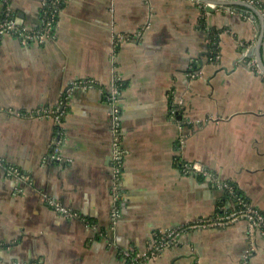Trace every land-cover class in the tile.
Instances as JSON below:
<instances>
[{
  "label": "crops",
  "instance_id": "0c3cea01",
  "mask_svg": "<svg viewBox=\"0 0 264 264\" xmlns=\"http://www.w3.org/2000/svg\"><path fill=\"white\" fill-rule=\"evenodd\" d=\"M7 1L0 21L9 7L41 27L45 0ZM252 1L62 0L43 44L0 38V264H131L123 251H149L157 232L233 211L192 163L264 215V0ZM57 108L60 123L38 115ZM143 264H264V236L242 220L188 230Z\"/></svg>",
  "mask_w": 264,
  "mask_h": 264
},
{
  "label": "built area",
  "instance_id": "2783aa9c",
  "mask_svg": "<svg viewBox=\"0 0 264 264\" xmlns=\"http://www.w3.org/2000/svg\"><path fill=\"white\" fill-rule=\"evenodd\" d=\"M8 3L7 0H5ZM253 4L252 0H247ZM62 0H45L44 1V13L41 23V27L36 30H30L23 24L19 23L14 16L9 7L4 10V17L0 21V38L7 34H13L17 36L20 41L27 45L32 43L43 44L46 39L52 37L55 32L56 19L61 8ZM122 40V39H121ZM119 42V40L117 41ZM120 91L116 87L109 96V103L113 106L112 119L114 121V129L116 133L119 132V103ZM41 117L53 118L57 123L62 120L63 112L57 108L55 110H42L38 112ZM115 133V131H114ZM115 133V134H116ZM117 136V135H116ZM114 144L116 145V154L114 158V170H115V181L116 184L113 187V196L116 199H120L119 191V180L121 178V165L124 160L125 151L120 147V141L118 136L114 139ZM13 169H11V172ZM187 174H196L212 180L214 185L226 191L228 194L236 197V208L229 212L228 214L217 216L210 219H197L194 223L187 225L185 227H177L173 229H168L165 231H159L154 235L155 242L149 248L147 252H136L134 249H127L123 251V255L127 258L131 264H143L144 261L155 258L158 254L163 251L170 249L175 244L178 243L179 239L183 234L188 232V230L202 229V228H215L218 226H224L226 224L235 223L237 221H245L250 226V232L259 231L264 236V215H262L258 210L253 208L242 196L236 194V189L230 183L219 182L214 175H212L206 167L198 163H192L186 166ZM19 174V172H16ZM238 193V192H237ZM56 206V211L70 215L69 211L64 209L59 205Z\"/></svg>",
  "mask_w": 264,
  "mask_h": 264
},
{
  "label": "water",
  "instance_id": "95a60500",
  "mask_svg": "<svg viewBox=\"0 0 264 264\" xmlns=\"http://www.w3.org/2000/svg\"><path fill=\"white\" fill-rule=\"evenodd\" d=\"M207 10H208V12L211 13V14L214 13V9H211L210 7H207ZM261 66H262V65H261Z\"/></svg>",
  "mask_w": 264,
  "mask_h": 264
},
{
  "label": "trees",
  "instance_id": "16d2710c",
  "mask_svg": "<svg viewBox=\"0 0 264 264\" xmlns=\"http://www.w3.org/2000/svg\"><path fill=\"white\" fill-rule=\"evenodd\" d=\"M4 17V13H3V15H2V18Z\"/></svg>",
  "mask_w": 264,
  "mask_h": 264
}]
</instances>
